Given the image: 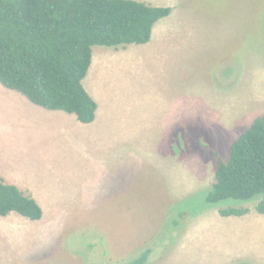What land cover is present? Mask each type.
I'll return each instance as SVG.
<instances>
[{
	"label": "rangeland",
	"instance_id": "374dc122",
	"mask_svg": "<svg viewBox=\"0 0 264 264\" xmlns=\"http://www.w3.org/2000/svg\"><path fill=\"white\" fill-rule=\"evenodd\" d=\"M175 9L169 26L180 36L159 50L93 48L96 72L85 84L99 99L100 86L119 93L101 107L117 109L128 124L119 146L115 136L93 138L87 152L61 154L57 139L21 130L29 122L25 101L12 104L0 84V180L7 171L23 188L30 178L52 182L40 221L0 217V264H126L146 251V264H264L260 198L206 201L215 151L226 159L264 114V0H175ZM150 84L151 139L153 114L145 105L150 122L134 133L132 100ZM229 208L249 212L223 217Z\"/></svg>",
	"mask_w": 264,
	"mask_h": 264
},
{
	"label": "trees",
	"instance_id": "16d2710c",
	"mask_svg": "<svg viewBox=\"0 0 264 264\" xmlns=\"http://www.w3.org/2000/svg\"><path fill=\"white\" fill-rule=\"evenodd\" d=\"M171 7L136 0H0V84L50 111L96 119L98 105L84 87L93 48L148 44L154 26ZM215 182L206 201H250L264 216V114L230 146L227 158L216 151ZM249 211L220 210L223 217ZM16 213L30 221L44 216L41 205L15 185L0 182V217ZM150 251L126 264H146Z\"/></svg>",
	"mask_w": 264,
	"mask_h": 264
},
{
	"label": "crops",
	"instance_id": "0c3cea01",
	"mask_svg": "<svg viewBox=\"0 0 264 264\" xmlns=\"http://www.w3.org/2000/svg\"><path fill=\"white\" fill-rule=\"evenodd\" d=\"M140 2L147 3L154 7H172L173 12L172 14L165 18L160 20L153 29V35L152 39L148 44H145V48L149 51L150 47L153 45H156V49L159 50L162 43L165 42V40H171L170 42L174 41V38H178L180 35H172L177 32V29L175 26H169L171 23L170 19L176 14H179L175 9V0H136ZM171 34V35H170ZM182 36V35H181ZM185 37V36H183ZM187 41H188V37ZM199 40V36L196 37ZM197 39H192V42ZM198 43V41H197ZM129 46L121 47L114 49L113 51H128ZM173 47L172 49H174ZM121 49V50H119ZM168 50L170 48H167ZM145 53V54H147ZM96 72V65H95V54L93 51V58H92V65L90 67V70L88 72L87 77L84 80V87L88 91V93L91 95V97L96 101L98 105V109L96 112V119L91 124H84L80 122L76 115L69 114L63 111H50L47 110L41 106H38L31 101H29L25 96L22 97L20 100V96L18 97L16 93H19L17 91L7 89L9 95H7L5 92V96H9L10 101L12 104H16L15 101H25L24 106L26 107L27 112H29V115H26L28 117L29 122L22 123V131L28 134L31 137H48L57 139V142L59 143L60 150L59 152L61 154H69L72 153V148L75 152V154H83L88 151V145L91 142L93 138L100 140L105 137H116L117 139V145L124 143V136L126 133L125 126L128 125L125 122H120L119 116L121 115V112H117V109H107L106 103V110L103 111V103L107 102L109 98L115 99V96H119V93L115 90L107 88L108 86H100V88L103 90L102 95L104 96V99H99L95 97L91 91L92 86H87L85 84L86 79H89L91 73ZM93 75V74H92ZM153 85L150 84L148 87V93L146 94H140V95H134L133 96V102L135 106L134 112V133L144 132L143 128L146 126V122H150V116L146 115V107L148 106L149 110L153 114L152 121L148 124L149 127V139L156 138V130H155V124L152 125V122L154 120L155 115L157 114V111L155 110L154 103H156V95H155V87H152ZM155 86V85H154ZM6 91V90H5ZM21 94V93H20ZM129 97V96H128ZM130 98V97H129ZM26 99V100H24ZM103 102V103H102ZM17 106L23 107V105H20V103H17ZM24 109V108H23ZM149 111V112H150ZM115 113V115H113ZM139 112V114L137 113ZM137 113V114H136ZM178 117V115H175ZM112 118H116L117 120L114 122ZM119 118V119H118ZM139 131V132H138ZM152 132L154 134L152 135ZM146 137V136H145ZM116 150H120L123 152V150L119 147L116 148ZM149 155L151 153H148ZM24 170L27 171H33L35 170V166H27V168L22 167ZM18 169V168H17ZM2 180L7 184L15 185L19 189H21L23 192H25L28 195H31L40 205L42 200H49L45 198L44 196H47L46 194L48 192L49 186L52 185V182L49 180H42L35 182L32 178L27 180L25 188L20 186L18 183H15L13 181H10L9 172L6 171L5 175H2ZM28 176H32L31 174H28ZM17 177V176H15ZM46 193V194H45ZM252 221V224H254ZM241 264V263H238ZM242 264H263V262H257L255 260L248 261V262H242Z\"/></svg>",
	"mask_w": 264,
	"mask_h": 264
}]
</instances>
